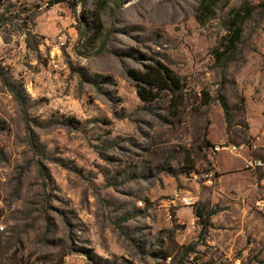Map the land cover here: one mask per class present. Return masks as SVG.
<instances>
[{
    "label": "rangeland",
    "instance_id": "1",
    "mask_svg": "<svg viewBox=\"0 0 264 264\" xmlns=\"http://www.w3.org/2000/svg\"><path fill=\"white\" fill-rule=\"evenodd\" d=\"M53 1L0 6V264H264V171L247 166L264 159V0H215L214 14L203 0H115L95 43L98 0ZM243 5L242 54L223 69L213 49ZM157 61L185 84L179 106L138 96L129 70ZM248 140L258 148L207 146ZM217 206L202 235L195 210Z\"/></svg>",
    "mask_w": 264,
    "mask_h": 264
},
{
    "label": "trees",
    "instance_id": "2",
    "mask_svg": "<svg viewBox=\"0 0 264 264\" xmlns=\"http://www.w3.org/2000/svg\"><path fill=\"white\" fill-rule=\"evenodd\" d=\"M3 1L4 0H0V6ZM61 2H68L72 9L75 11L79 5L86 6L89 0H54L52 2V5ZM111 3H115V0H98L97 8L99 9L90 12V18L92 21L91 29L93 30V33L88 39L89 42L95 43L100 38L103 31L101 13L103 11H106ZM215 6V0L202 1V8L204 11H206V13L214 14ZM252 13L253 8L249 5H243L230 11L229 18L226 24L227 34L223 37L220 44L213 49L216 63L219 64L223 69H226L229 64L238 60V58L242 54L241 44L245 32L244 28ZM129 76L136 82L138 86V96L144 103L155 102L156 100L161 98L163 94H167L170 97L171 107H176L181 104V94L185 90V84L181 76L164 63L157 61L153 64L145 66L143 69H131L129 70ZM16 92L19 93V91ZM16 97L18 98L20 104L24 106L25 99L22 98L19 94L16 95ZM218 100L220 101L224 111L226 112V115L229 116L228 104L225 98L221 94H219ZM242 144L251 146V142L249 140L244 141L239 145ZM207 146L209 150H212L215 144L208 142ZM37 152H42V150L38 149ZM191 170L194 169L191 168ZM223 210L224 208H222L221 206H217L211 209L205 215L201 210H195V215L199 219L198 223L202 228V235H205L210 228L214 227L211 221V217Z\"/></svg>",
    "mask_w": 264,
    "mask_h": 264
},
{
    "label": "built area",
    "instance_id": "3",
    "mask_svg": "<svg viewBox=\"0 0 264 264\" xmlns=\"http://www.w3.org/2000/svg\"><path fill=\"white\" fill-rule=\"evenodd\" d=\"M257 140H263L264 141V132H262L261 136L257 137ZM258 145L255 143H251V146H248L246 144L242 145H234V144H215V146L212 148V151H214V155H217L218 152L222 150H226L231 152L232 154L238 153L239 150L243 149H257ZM247 166L249 168H252L253 170H263L264 171V159L263 158H253L248 161ZM254 188L258 191V197L255 202V208L256 211L263 216L264 218V177H262L259 180H256V183L254 185ZM188 203V201H186Z\"/></svg>",
    "mask_w": 264,
    "mask_h": 264
},
{
    "label": "crops",
    "instance_id": "4",
    "mask_svg": "<svg viewBox=\"0 0 264 264\" xmlns=\"http://www.w3.org/2000/svg\"><path fill=\"white\" fill-rule=\"evenodd\" d=\"M219 163H220V164H219ZM243 163H244V162H243ZM221 167H222V165H221V160H220V161H218V164H216V168H217L218 170H220ZM224 169H231L232 171H234V170H240V169H243V164H238V165H235L234 167H231V168H224ZM224 177H225L224 175H221V176L218 177V182H219L220 186H219V190L217 191V193H218L219 195H221V196H226V194H227V190L233 192V191H232V186H231V185L226 184V183H223V182H224V181H223ZM218 198H219V197H218ZM218 198H217V199H218ZM244 202H245V198H242V197L237 196L236 199L232 200V204H234V206L232 205V208H231V209L235 208L236 206H238L240 209H242V208H243L242 203H244ZM231 209H230V210H231ZM228 211H229V210H228ZM234 211H235V210H234ZM212 222H213V224L215 223L214 221H212Z\"/></svg>",
    "mask_w": 264,
    "mask_h": 264
}]
</instances>
